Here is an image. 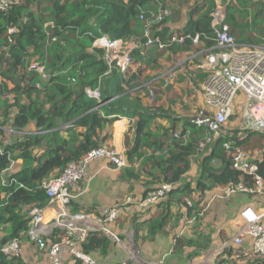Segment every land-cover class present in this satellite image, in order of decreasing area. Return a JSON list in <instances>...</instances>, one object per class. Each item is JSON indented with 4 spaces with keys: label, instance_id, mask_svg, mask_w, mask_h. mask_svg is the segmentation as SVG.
I'll use <instances>...</instances> for the list:
<instances>
[{
    "label": "trees",
    "instance_id": "16d2710c",
    "mask_svg": "<svg viewBox=\"0 0 264 264\" xmlns=\"http://www.w3.org/2000/svg\"><path fill=\"white\" fill-rule=\"evenodd\" d=\"M6 1L8 8L0 10V264H26L20 256H7L1 250L12 240L27 238L29 213L43 210L50 203L43 183L59 177L69 164L80 161L92 150L112 149L111 127L120 116L137 117L124 136L129 167L121 169L120 180L131 183L144 178L143 195L162 185L171 187L160 202H164V208L134 228L135 245L143 229L149 238L162 232L175 205L186 206L187 216L198 222L200 202L190 198L194 191L225 190L239 184L252 186L248 176L232 168L231 153L234 148L263 151L264 135L225 131L204 153L200 152L198 146L206 135L205 127L186 119L174 138L176 121L171 119L165 129L156 126L155 120L165 117V112L143 102L149 91L154 92L155 99L154 85L136 89L141 85L143 66L149 67L166 52L194 54L214 47L211 14L216 0L194 3L182 34H176L169 26L179 22L181 9L169 7L165 0ZM221 4H226L225 23L239 45L264 43V1L221 0ZM164 10L168 16L153 21L152 15ZM10 28L15 30L11 35ZM147 31L165 47L160 49L157 43L146 46ZM195 36L199 37L197 49L192 44ZM173 38H183V43L172 42ZM100 39L135 44L130 56L131 67L136 65V71L131 72L130 68L128 73L120 74L110 70L106 51L94 46ZM31 61L44 67L45 80L29 69ZM196 72L204 83L207 73L198 68ZM88 91H97L99 98L89 97ZM187 125L191 128L187 129ZM186 132L189 138L184 141ZM227 142L231 150L223 147ZM195 153L200 164L193 190L189 184H179L189 172ZM213 159L220 161L218 168L210 165ZM17 161L21 163L17 165ZM257 164L264 185V159ZM69 207L71 213L79 211L73 201ZM69 238L67 229L55 227L40 241H48L50 247ZM114 245L102 232L89 231L80 250L97 261L108 257ZM209 245L207 240L175 237L174 247L177 251L183 246L192 247L195 251L189 255L191 259ZM223 254H242L236 260L243 264H264V258L231 247L225 248ZM216 264L225 261L217 259Z\"/></svg>",
    "mask_w": 264,
    "mask_h": 264
},
{
    "label": "built area",
    "instance_id": "2783aa9c",
    "mask_svg": "<svg viewBox=\"0 0 264 264\" xmlns=\"http://www.w3.org/2000/svg\"><path fill=\"white\" fill-rule=\"evenodd\" d=\"M231 1V0H228ZM216 8L211 14V30L214 35L215 44L212 49H208L204 53L205 63L200 66L207 73L204 81V102L205 111H201L198 118L194 119L197 126L206 127V135L200 142L198 150L204 152L206 148L223 133V126L233 115V102L238 94L243 98L242 105V121L243 131L249 130L264 134V43L261 46L239 45L234 36L230 34L228 25L225 23V6L216 3ZM9 3L6 0H0V10L4 11L8 8ZM168 15V11L164 10L156 15H152L153 21H161ZM15 32L13 28L8 30L11 35ZM147 39L146 46L157 43L160 49L165 45L159 40H153L147 31L145 33ZM199 37L192 39V44L198 46ZM172 42L183 43V38H173ZM95 47H102L106 50V60L110 66V70H114L120 74H126L131 68L132 60L130 56L131 50L127 48L125 43L121 41H107L100 39L94 44ZM214 50V51H213ZM46 79L44 67L34 63L29 67ZM174 73H167L164 78L163 87H167L174 79ZM91 98H99L97 91H88ZM152 99L154 92L149 91ZM178 134H174L177 138ZM189 133L186 132L183 140L187 141ZM227 150H231L229 142L223 144ZM99 160H104L107 164L117 170L129 167L126 158L113 149L100 148L92 150L84 155L80 161L71 163L56 178H51L44 182L42 187L50 200L49 204H58L61 207L58 217L53 223L42 224V212L34 209L31 212L30 228L28 235L35 241L40 236L50 233V229L54 226L62 227L68 230L70 236L61 245H52L49 247L48 260L50 264H64L59 257L58 250L64 247L68 255L76 262L83 264H98L91 256L84 254L80 250L87 233L89 231L102 232L112 241L119 243V239L108 229L119 219L128 215L133 208L140 211H147L149 208L156 206L162 202L170 186L162 185L156 190L149 191L139 198L128 196L119 204L111 207L97 217L84 215L83 213H71L70 204L75 198L73 190L86 177L89 166ZM232 168L241 175L248 176L253 182L252 186L239 184L231 186L222 191L225 198H230L236 194H251L253 196L261 194L263 180L259 174L257 162L253 161L250 153L239 148L232 149L231 153ZM245 219V225L232 238L231 246L237 248L244 247L248 243L249 256H257L264 258V222L263 215L258 214L247 208L242 212ZM2 253L7 256H19V242L12 240L3 248ZM237 259L236 256H234Z\"/></svg>",
    "mask_w": 264,
    "mask_h": 264
},
{
    "label": "crops",
    "instance_id": "0c3cea01",
    "mask_svg": "<svg viewBox=\"0 0 264 264\" xmlns=\"http://www.w3.org/2000/svg\"><path fill=\"white\" fill-rule=\"evenodd\" d=\"M201 1L202 0H165L169 7H177L181 9L179 22L169 25H173L175 27L176 30L174 31L176 34H182L183 29L188 23V15L192 5L194 3H201ZM216 2L221 3V0H216ZM222 5L225 6L226 4ZM126 46L130 50L136 48V45L133 43H126ZM198 46L195 48H199ZM205 52L206 50L203 49L198 53L183 55L166 52L163 57L154 62L155 64L152 63L149 67L146 65L143 66V78L139 80L141 85L136 89L143 88L148 85H154V89L157 90L154 101L150 102L148 94V97L145 95L143 98V102L148 105H152L155 108H162L163 112L166 114L164 115L165 117H160L155 120L156 126L165 129L171 124L170 120L172 119L176 121V133H180L186 119L193 120L194 114L197 112V110H206L203 94L204 83L200 82L196 76L197 68L202 70L200 66H202L205 61H194L195 63L192 62L194 56L203 55L204 57ZM154 65L157 68L153 67L151 69V66ZM167 65H169L168 67L172 65L171 69L168 71L173 70L176 72L174 73V80L168 87L164 88V79H161L165 77V73L169 72H165L164 74H160V72H162L164 66ZM136 67V65H133L131 67V72H135ZM186 80L189 81V84L186 82ZM185 82L189 87V92L186 97L187 100H185V98H181L178 94L180 92L178 85ZM239 100H241V97H239ZM136 119L137 117L128 118L120 116L111 127L112 139L110 142V147L115 152L124 157V136L127 134L129 128L134 124ZM131 139L132 135L129 133L128 141L130 142ZM263 152L264 150L260 151L255 149L249 153L253 161L261 163L264 159ZM20 163V161H17L16 164L18 165ZM199 164L200 158L197 156V153H195L193 155L190 170L185 176L187 178L186 182H188L190 179L193 181V183L190 185L193 190L196 186V180L199 177ZM210 165L213 168H218L220 161L213 159L210 162ZM135 168H137V165H135ZM120 171L121 170H117L107 164L104 160H99L92 163L87 171L86 177L78 184L77 188L73 190V194L75 196L73 202L79 209L77 213L91 211L93 213L88 215L91 217H97L111 207L119 204L124 198L128 196H133V198L142 197L144 191L146 190L145 186L142 185L145 179L141 178L137 182L128 183L127 181L120 180ZM220 191L223 190L221 188H213L203 193L198 192L197 195L199 197L200 194L202 196V200L209 201L207 204H209L208 207H210L212 202V197L210 195H213L214 193L217 194V192ZM232 198H230L231 203L228 206H226L223 201H217V205L215 207H211L209 216H207L201 222L198 221V223L197 221H194L193 218H190L188 221L189 225H185L187 221L183 222L181 221L182 219H179V214L182 213L184 214V219L189 217L187 216L185 210L182 207L175 205L169 214V222L162 232L155 233V236L151 238L146 237V232L144 229L139 232L138 239H136L137 257L135 260L124 254L123 251L116 246L118 244H115L113 241L115 244L113 252L105 259L98 258L97 263L118 264L117 261L120 259V262H128V264H206L204 262L205 255L208 253V251H211L214 247H217L221 249V252L215 256L214 261L211 264H216L217 259L225 261V264H243L241 260H236L233 257L236 256L237 258H241V256H243L242 254L228 256L227 254H223V252L224 249L228 247H231L234 250H240V247L237 248L235 246H231L232 244L230 243L232 238L245 225V219L242 215V212L245 209L249 208L258 214H262L264 222V192L258 196H249L239 193ZM197 200L202 201L200 199ZM163 208L164 202L153 206L144 212L134 207L133 210L128 215H126V217L119 219L110 227L113 228L114 234L118 236L119 241L122 242L125 239L129 240L131 236L132 241H134V228L146 220L152 218L156 212L161 211ZM59 212H61V207L58 204H48L43 209L42 224H48L51 221V223H53V221L58 217ZM211 219H213L212 222L210 221ZM55 227L58 226H54L50 230ZM175 237H180L185 240H207L209 241L210 245L207 250L200 251L197 255L190 259L189 255L194 254L195 250L192 247L187 246H183L182 250L180 251L175 250ZM23 241L24 240H22V242ZM26 243L27 242H23L22 249H26ZM31 244L33 243H27V247L29 248ZM244 247L248 248L247 242L245 243ZM246 248L243 249V247H241L242 251L247 253L249 249ZM32 252L35 253L32 264H50L48 260V241L43 244L39 240L36 249H33ZM41 253L44 254L41 255ZM58 254L64 264H76V262L68 255L64 247L59 248ZM31 256L30 254H26L24 252L23 254L21 253L20 258L26 264H31L28 263L30 262ZM43 256H45V258L41 259ZM80 264L83 263L80 262Z\"/></svg>",
    "mask_w": 264,
    "mask_h": 264
},
{
    "label": "rangeland",
    "instance_id": "374dc122",
    "mask_svg": "<svg viewBox=\"0 0 264 264\" xmlns=\"http://www.w3.org/2000/svg\"><path fill=\"white\" fill-rule=\"evenodd\" d=\"M255 2H263L264 0H254ZM170 28L174 31V30H176L175 29V27L173 26V25H171L170 26ZM32 60H34V59H32ZM181 61V60H180ZM197 62V61H199V62H203L204 61V57H203V55H199V56H194L193 57V59H192V62ZM32 63L31 64H34L35 62H33V61H31ZM194 62V63H195ZM176 63V62H175ZM174 63V64H175ZM30 64V65H31ZM173 64V65H174ZM169 65H167V66H164V69L162 70V72H160V74H164L165 72H171V73H175L176 71H173V70H171V71H168L169 69H171V67H172V65L170 66V67H168ZM165 74H167V73H165ZM165 77H166V75H165ZM165 77H163L161 80H163ZM1 79V78H0ZM186 82L188 83L189 81H187L186 80ZM186 82L185 83H183V84H180V85H178V88H179V90H180V92L178 93L179 95H180V97L181 98H185V100H187L186 99V97H187V94H188V92H189V87L186 85ZM239 97H241V100H239ZM239 102H241L240 103V105L241 104H243V98H242V96H241V94H238V96L235 98V100H234V102H233V105H235L234 107H233V115L231 116V118L228 120V122L223 126V129H224V131H227V133H229L230 131L232 132V131H237V132H239V133H241V134H243V121H242V110L241 109H239L238 108V104H239ZM207 109V108H206ZM202 110H197V112L194 114V118L196 119V118H198L199 117V115H200V112H201ZM193 118V119H194ZM187 127V129H189V128H191V126H189V125H187L186 126ZM17 136V135H16ZM8 138V137H7ZM204 153V152H203ZM15 169V165H14V167H13V170ZM12 170V171H13ZM186 180H187V178L185 177L184 178V181L181 183V184H179V185H184V184H189V185H191L192 183H193V181H191V179L188 181V182H186ZM196 184V183H195ZM263 188H264V185H263ZM214 191V190H213ZM213 191H212V193H213ZM199 191H194L192 194H191V200H192V202L193 201H195V200H197V199H200V200H202V196L199 194V197H198V195H197V193H198ZM262 192H264V191H262ZM215 194V193H214ZM210 195L211 197H212V202H211V206L210 207H208V205L209 204H207V202H209V201H205V200H202V201H199L200 203H199V209H201V213L198 215L199 216V218H200V220H198V221H202L203 219H205L207 216H209V214H210V209H211V207H215L216 205H217V201H223L224 202V204L226 205V206H228L230 203H231V199L230 198H232V197H234V196H236V195H234V196H232V197H230V198H225L223 195H222V191H220V192H217V194H215V195ZM262 194V193H261ZM261 194H257V195H255V196H258V195H261ZM214 196V197H213ZM133 197V196H132ZM233 199V198H232ZM186 201L187 202H190L189 201V199L188 198H186ZM180 207H182L184 210H186V206H184V205H181ZM177 213H179V212H177ZM42 215H43V212H42ZM184 214L182 213V214H179V216H180V220L181 221H187V223L185 224V225H189L188 223V221H189V219H190V217H186L185 219H184V216H183ZM126 217V216H125ZM184 219V220H183ZM42 221H43V219H42ZM211 222L213 221V219H211L210 220ZM52 222V221H51ZM198 223V222H197ZM108 229L114 234V231H113V228H111V227H108ZM106 235V234H105ZM115 235V234H114ZM117 238H118V236L117 235H115ZM27 238H23L22 240H24L23 242L25 243V242H27V243H33V244H31V246H29V248L27 247V243H26V249L25 248H23L22 249V247H23V242H22V240H20L19 241V246H20V252L23 254L24 252L26 253V254H30V256H31V254H32V256L30 257V262H28V263H31L32 264V262H33V259H34V257L33 256H35V253H33L32 252V250L33 249H36V247H37V243H38V241H36L37 239H39L40 238V236L39 237H37L36 239H35V241L27 234V236H26ZM26 239V240H25ZM28 240V241H27ZM115 244H118V245H116L118 248H120L122 251H123V253L124 254H126L127 256H129V258L131 257V258H133L134 260H135V258L137 257V248H136V245H135V243H134V241H132V236L129 238V240H123L122 242L120 241L119 243H117V242H115ZM30 245V244H29ZM243 247V246H242ZM240 250H242L241 249V247L239 248ZM28 250V251H27ZM221 252V249H219V248H213L211 251H208V253L205 255V259H204V262L206 263V264H211L213 261H214V258H215V256H217L218 255V253H220ZM21 253H20V257H21ZM40 253V252H39ZM44 253H41V255H43ZM213 254V255H212ZM219 257V256H218ZM234 257V256H233ZM45 258V256H43V257H41V259H44ZM38 259V258H37ZM235 259V258H234ZM44 261V260H43ZM121 260L119 259L118 261H117V263L118 264H123L124 262H120ZM115 263V262H114ZM100 264V263H99Z\"/></svg>",
    "mask_w": 264,
    "mask_h": 264
},
{
    "label": "bare ground",
    "instance_id": "6f19581e",
    "mask_svg": "<svg viewBox=\"0 0 264 264\" xmlns=\"http://www.w3.org/2000/svg\"><path fill=\"white\" fill-rule=\"evenodd\" d=\"M167 16H168V15H167ZM98 48H102V47H98ZM103 49H104V48H103ZM105 51H106V50H105ZM106 53H107V52H106ZM201 69H202V68H201ZM202 70L205 72L204 69H202ZM173 80H174V79H172V81H173ZM172 81H171V82H172ZM163 82H164V81H163ZM171 82L169 83V85L171 84ZM169 85H168V86H169ZM203 86H204V84H203ZM165 88H166V87H165ZM203 94H204V89H203ZM148 98H149L150 102H152L153 99H154V97L151 99L150 96H149ZM240 103H241V102H239V104H238L237 106H238L239 109H242V105H243V104L240 105ZM243 103H244V102H243ZM234 106H235V105H234ZM194 119H195V118H194ZM194 119H193V120H194ZM202 127H205V126H202ZM205 128H206V127H205ZM245 131H249V130H245ZM251 132H254V131H251ZM257 133H259V132H257ZM177 134H178V133H177ZM260 134H262V133H260ZM262 135H264V134H262ZM239 149H240V148H239ZM89 167H90V166H89ZM88 169H89V168H88ZM236 186H237V185H236ZM230 187H231V186H230ZM226 189H227V188H226ZM261 191H263V185H262V189H261ZM33 210H34V209H33ZM33 210H32V211H33ZM37 210H38V209H37ZM32 211H31V212H32ZM39 211L43 212V210H39ZM31 212L29 213L30 219L32 218L31 215H30ZM46 225H47V224H46ZM29 228H30V225H29Z\"/></svg>",
    "mask_w": 264,
    "mask_h": 264
}]
</instances>
